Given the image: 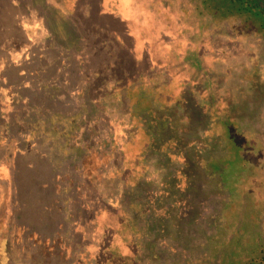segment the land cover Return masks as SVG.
<instances>
[{
	"label": "rangeland",
	"instance_id": "obj_1",
	"mask_svg": "<svg viewBox=\"0 0 264 264\" xmlns=\"http://www.w3.org/2000/svg\"><path fill=\"white\" fill-rule=\"evenodd\" d=\"M253 1L246 8L264 19V5ZM220 7L217 0H0V264H224L232 251L241 263L262 256L264 172L250 175L264 169L263 122L253 113L264 102V32L235 7ZM194 82L205 88L201 97ZM185 92L199 95L214 124L208 136L226 144L224 159L252 163L244 185L242 173L227 176L228 206L213 201L194 222L182 219L180 201L199 197L176 191L190 161L178 145L196 142L177 106ZM150 110L165 120L160 130H173L175 140L160 147L171 151L169 163L154 151L159 122L140 124ZM125 190L145 195L134 198L133 217ZM169 198L170 232L140 231V204L165 219Z\"/></svg>",
	"mask_w": 264,
	"mask_h": 264
},
{
	"label": "trees",
	"instance_id": "obj_2",
	"mask_svg": "<svg viewBox=\"0 0 264 264\" xmlns=\"http://www.w3.org/2000/svg\"><path fill=\"white\" fill-rule=\"evenodd\" d=\"M217 1H219V4L221 5V7L224 5L226 7V4H227V6L229 8H231L230 4L233 6H236V7L237 6L243 7V5L246 4V3H244L243 0H237V1L236 0L235 1L234 0H217ZM257 1H259L261 3V4L259 3V6H261L262 2H264V0H257ZM241 7H239V8L237 7L238 11H242ZM247 10H249V8H247ZM256 15H258V14L256 13ZM260 20H261V22L260 21L259 22L261 24V29H262L261 31L264 32V19L262 18V16H260ZM99 66L97 65L96 67H99ZM203 77L206 78L205 82H209V84L202 83L205 86V88L208 86H211L210 85V78L208 81L207 74H205ZM194 83H196V82H194ZM194 83H193V86H196V88L193 90H195L196 94L198 93L201 97L202 96L201 94L204 93L205 88H202V86L198 85L199 83H196L195 85H194ZM197 86H199V88ZM185 91L191 92V89L187 87L185 89ZM257 92L261 93L259 91H257ZM199 95L193 96L192 93L185 92L183 97H181L179 100H176L178 102L177 106L179 108H181V110L183 111V118L186 119L187 122L191 126V129H188L189 132L187 131L188 133L187 132L186 133L189 134V136H191L192 139L194 138L196 141L194 144H193V142L191 144V142L189 140L185 141V142L182 141V143L178 145V150H180V152H181V149H183V152H185V153L187 152V155L190 158V161L188 162V165L184 163L179 169V172L182 175V180L184 179V183H183L184 186L181 188V187H179L180 185L178 183H176V186L179 187V191L177 189H176V191L178 193H180V192L183 193L184 197H187V198H193L196 195L199 197V200L196 201L197 205L193 204L192 203L193 201H188V200L185 202L180 201V204H184V206H183L184 212L182 213V216H181L182 219L184 221L189 219L191 222H194L197 219L199 220L200 217H201L200 220H204L205 217H202V216L205 213V211L207 210V207H209L210 205H213V204H211L213 201H217V202L219 201L220 204L228 206L227 200H226V198H224V195L226 193V187H227V183H226V180H228L227 176L229 175V177H231L230 174L232 172L235 174V175L232 174V175H234L233 178L238 177L237 175L242 173V177L239 178V182L242 185H244V181H245V183H247L246 179L249 178L250 176H252V178L254 179L255 175L258 176V175H261L262 172H264V169L261 167V165H259V169L258 168H252L253 171H252L251 175L248 177L247 174L249 171H247L246 168L249 165H252V163L251 164L246 163L244 166L241 164H238V163H240V161L237 162V159H239L237 157V155H236L237 159L233 160L234 162H231V160L229 161V160L224 159V157H227L226 155L228 154V153H226V150H227V148H225L226 144H225V146L222 144L223 138H221V136H219V135H216L215 137L208 136V133H210L212 131V127L214 124H213V121L210 119V116L208 114H206V112L204 111V108L201 107L203 105H201L200 100L199 101L197 100ZM261 98H263V97H261ZM211 100L212 99L210 98L209 102ZM169 102H171V101H169ZM229 102L230 101H228V103ZM261 106H262L261 112L254 111L253 113L255 115V120H260L261 122H263L260 125L261 128L259 130H264V102L263 101L261 102ZM246 111L243 109V115L244 116L247 115ZM150 112H151V110L148 112V114L145 117H144V115L138 117V118H140L139 119L140 124L143 127H145L146 129H147V126L150 125V123H152V122L157 123L160 121V119H159V121L157 120V117L159 115H161L160 112H156V113H154V115H153L154 111H152V113H150ZM151 118H153V119L151 120ZM157 124L158 125L156 128V131L153 132V134H152L154 137H156L155 138L156 139L155 140L156 141L155 142L156 147L154 148V151L160 155L161 159H162V157L165 158L162 160H165L167 163H169V161L171 160L169 152H171V151H169L168 148H166L164 150V152H162L160 147H161L162 141L166 142V140H169V142H170L172 140H175L171 136L173 130L170 131L168 129V131H164V132H163V130H160V129H163L161 127H163V125L165 124V120H162L161 122H159ZM259 136H260V140H262V142L264 144V132ZM256 146H259L258 143L256 144ZM256 146H254V147H256ZM197 147H198V149H197ZM235 149L237 150V152H238L237 154H238V156H240V159H242L243 155H242L241 150H240L241 148L237 146ZM258 153L260 154V155L258 154V157H260V160L264 161V149L262 148V151H261V149L259 148ZM220 158L224 159V161L225 160L227 161V163H228L227 169L220 162V160H222ZM157 161H158L157 164H162V165L164 164L161 160H157ZM235 168H237V170H235ZM250 169H251V166H250ZM243 173H246V175L243 176ZM233 178H231V180ZM145 184L146 185L148 184L147 181H142L141 185H145ZM135 192H137V190H135ZM125 193H126V200L130 201V204L127 207L125 206V209L129 208V211H130V209L132 210L131 206L134 203V200H135L134 198H138V196L143 195V198L145 199V195L143 194V191L142 192L140 191L137 194L136 193L134 194L132 190H130V191L125 190ZM165 194H167V193L165 192ZM146 197L148 198V195H146ZM173 202H174V200H172V198L167 199L166 203H168V207L164 206V209L166 210V211L164 210L165 215H166L165 219H163L162 216L161 217L159 216V214H162V213H157L158 210H156V212L151 211L152 207L147 205L148 202L143 203V205L140 204L141 208H142V206L143 207L146 206L145 207L146 209L144 208L145 209L144 211L146 212V218L144 220L145 222L142 225H140V227H139L140 231H143L144 228H146L147 232L150 235H151V232H156L157 230L159 232H163L165 234L169 233L170 232L168 229L169 224H171L173 222L172 220L170 221L171 216L169 214L171 212V209L174 208L173 207L174 205L172 204ZM217 202H215L216 204H214L215 205L214 206L215 211H217V207H218ZM167 209H168V211H167ZM196 209H197V212H196ZM139 210L140 209H138V211ZM161 210L162 209H160V211ZM129 211H128V213L132 214L131 216L133 217V215L135 214L134 210H132V212H129ZM144 211H143V213H144ZM186 213L188 215V218L186 217ZM138 216H139V214H138ZM176 217H177L178 224H180V222H182L180 215H177ZM215 218H217V217L215 216ZM207 223H208V221L207 222L204 221L203 222L204 226ZM179 227L180 226H178V228ZM177 232L180 233L181 231L177 230ZM149 234L143 233V236L145 238H147L150 236ZM258 246H259L258 247L259 249L261 248L260 253L262 254V256L259 257L258 259H252V261H250V263H244V262L241 263L240 261L234 259L233 255H232V253L234 251H232L230 253L229 257H227L228 259L224 260V264H229V263L230 264H264V238H263V236H262V240H261V242H259ZM205 252L206 253H204V257L206 258V256L209 254V250H206ZM155 257L157 258V256H155ZM140 263L143 264V262L141 260H140Z\"/></svg>",
	"mask_w": 264,
	"mask_h": 264
},
{
	"label": "flooded vegetation",
	"instance_id": "obj_3",
	"mask_svg": "<svg viewBox=\"0 0 264 264\" xmlns=\"http://www.w3.org/2000/svg\"><path fill=\"white\" fill-rule=\"evenodd\" d=\"M235 1V0H234ZM237 1V0H236ZM244 1V3H248V1L249 0H243ZM254 2V6L257 8V9H259V1H257V0H254L253 1ZM262 2V1H261ZM237 4V3H236ZM261 4V3H260ZM262 5H264V2H262ZM230 7L232 8V7H235L237 10H238V8L239 7H241V6H233V5H231L230 4ZM241 9H242V11H238V13H241V15L243 14V15H249V17L252 19H254V20H257V21H260L261 22V20H260V15H259V13L258 12H255V10H253V11H251L250 9L249 10H247V8L245 7V5H243V7H241ZM245 9V10H244ZM256 13L259 15H256ZM263 22V21H262Z\"/></svg>",
	"mask_w": 264,
	"mask_h": 264
}]
</instances>
